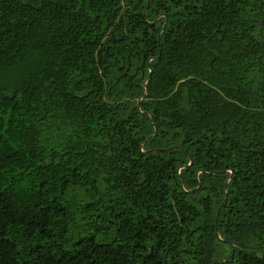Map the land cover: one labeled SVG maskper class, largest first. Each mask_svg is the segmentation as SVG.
Instances as JSON below:
<instances>
[{
	"label": "trees",
	"instance_id": "trees-1",
	"mask_svg": "<svg viewBox=\"0 0 264 264\" xmlns=\"http://www.w3.org/2000/svg\"><path fill=\"white\" fill-rule=\"evenodd\" d=\"M0 264H264V0H0Z\"/></svg>",
	"mask_w": 264,
	"mask_h": 264
},
{
	"label": "water",
	"instance_id": "water-1",
	"mask_svg": "<svg viewBox=\"0 0 264 264\" xmlns=\"http://www.w3.org/2000/svg\"><path fill=\"white\" fill-rule=\"evenodd\" d=\"M232 174H233V171H231L230 175H232ZM226 183H227V181H225L224 186H226ZM217 217H218V211H217V213H216L215 220L217 219ZM215 222H216V221H215ZM232 254H233V252L231 253V257H232Z\"/></svg>",
	"mask_w": 264,
	"mask_h": 264
}]
</instances>
